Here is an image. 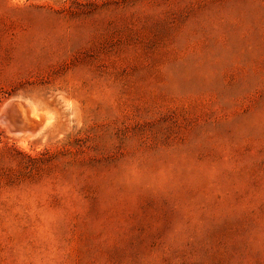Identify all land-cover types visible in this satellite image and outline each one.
<instances>
[{
    "label": "rangeland",
    "instance_id": "1",
    "mask_svg": "<svg viewBox=\"0 0 264 264\" xmlns=\"http://www.w3.org/2000/svg\"><path fill=\"white\" fill-rule=\"evenodd\" d=\"M0 264H264V0H0Z\"/></svg>",
    "mask_w": 264,
    "mask_h": 264
},
{
    "label": "bare ground",
    "instance_id": "2",
    "mask_svg": "<svg viewBox=\"0 0 264 264\" xmlns=\"http://www.w3.org/2000/svg\"><path fill=\"white\" fill-rule=\"evenodd\" d=\"M8 108L9 103L5 106L4 111H2L3 113L1 114V118L2 122H8L12 125V127H14V132L11 133L16 132L18 133L17 135L22 134L25 136H31L32 134L36 133L41 128V126L43 127V115L41 116L36 113V111H34L27 103H24V107L18 106L16 111H14V116L18 119L17 123H11L8 121Z\"/></svg>",
    "mask_w": 264,
    "mask_h": 264
},
{
    "label": "water",
    "instance_id": "3",
    "mask_svg": "<svg viewBox=\"0 0 264 264\" xmlns=\"http://www.w3.org/2000/svg\"><path fill=\"white\" fill-rule=\"evenodd\" d=\"M18 106L24 107V102L15 100V101H11L9 103L7 118H8V121L11 123L12 122L17 123V121H18V119L14 116V111H16Z\"/></svg>",
    "mask_w": 264,
    "mask_h": 264
}]
</instances>
